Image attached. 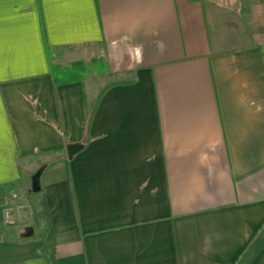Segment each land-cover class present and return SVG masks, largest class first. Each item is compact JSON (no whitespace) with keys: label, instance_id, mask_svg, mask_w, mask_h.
I'll return each mask as SVG.
<instances>
[{"label":"crops","instance_id":"crops-1","mask_svg":"<svg viewBox=\"0 0 264 264\" xmlns=\"http://www.w3.org/2000/svg\"><path fill=\"white\" fill-rule=\"evenodd\" d=\"M0 206V264H264V0H0Z\"/></svg>","mask_w":264,"mask_h":264},{"label":"rangeland","instance_id":"rangeland-1","mask_svg":"<svg viewBox=\"0 0 264 264\" xmlns=\"http://www.w3.org/2000/svg\"><path fill=\"white\" fill-rule=\"evenodd\" d=\"M251 3H252V1H251ZM91 51H92V53L88 57H87V55H85L86 56L85 60H86V63H88V65L90 66L92 74H96L97 75L100 72H102L104 68H103V65L100 64V63H96V64L90 63L92 60H94L93 58L96 56V54H94L95 50H91ZM101 77H102V75L101 76H97L96 79L100 80ZM99 85H100V83H99ZM26 188H28V190L31 189L30 182L27 184ZM13 194L15 195V193H13ZM31 194H33V193H31ZM16 196H17V199L20 197L19 195H17V193H16ZM21 202L26 204V208L25 209L18 210L16 208H14V206H13L14 210L12 209V211H15L16 213H19L20 211H23L22 214H24V215H20V213H19V215L16 214V216H18L17 218L25 221V219H30V218H32L33 216H35L37 214L38 202L35 203V201L32 199V197H28V199L26 201L23 200ZM16 204H17V202H16ZM1 210H3V208L0 206V211ZM1 227H3V225H0V228Z\"/></svg>","mask_w":264,"mask_h":264},{"label":"water","instance_id":"water-1","mask_svg":"<svg viewBox=\"0 0 264 264\" xmlns=\"http://www.w3.org/2000/svg\"><path fill=\"white\" fill-rule=\"evenodd\" d=\"M82 149V146L81 145H72L68 148V156L70 158H72L74 155H76V153H79V151ZM41 170L40 172H38L36 175L33 176L32 178V192L33 193H40L42 191V187H41V184H40V181L41 180Z\"/></svg>","mask_w":264,"mask_h":264},{"label":"built area","instance_id":"built-area-1","mask_svg":"<svg viewBox=\"0 0 264 264\" xmlns=\"http://www.w3.org/2000/svg\"><path fill=\"white\" fill-rule=\"evenodd\" d=\"M9 214H10V212H9Z\"/></svg>","mask_w":264,"mask_h":264}]
</instances>
